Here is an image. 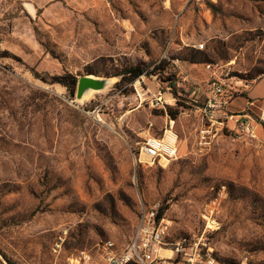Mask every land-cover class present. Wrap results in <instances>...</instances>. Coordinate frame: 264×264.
<instances>
[{
    "label": "rangeland",
    "instance_id": "1",
    "mask_svg": "<svg viewBox=\"0 0 264 264\" xmlns=\"http://www.w3.org/2000/svg\"><path fill=\"white\" fill-rule=\"evenodd\" d=\"M177 60L196 65V84H179L190 73ZM137 65L133 84L114 76ZM261 72L264 0H0V264H60L64 230V255L122 250L141 206L165 208L169 241L204 258L264 264V125L251 141L200 111L215 81L226 111L257 119ZM70 75L109 83L79 98L54 79ZM153 137L176 156L141 164Z\"/></svg>",
    "mask_w": 264,
    "mask_h": 264
},
{
    "label": "built area",
    "instance_id": "2",
    "mask_svg": "<svg viewBox=\"0 0 264 264\" xmlns=\"http://www.w3.org/2000/svg\"><path fill=\"white\" fill-rule=\"evenodd\" d=\"M204 49V44L196 46ZM212 97L208 98L201 109L203 118L210 124V130L224 129L230 121L236 125V131L251 141L258 139V128L264 125V110L255 119L251 113H229L226 111L227 101L221 99L225 88L220 82H212ZM254 106V104H250ZM235 131V130H233ZM211 131H204L208 133ZM171 136L174 134L169 131ZM205 138V136L203 137ZM177 148L172 138H149L139 149V162L149 165H163L176 156ZM142 156L146 159H142ZM204 216L207 229H218L216 220ZM67 230H64L52 244V254L60 264H220L213 256L211 248L204 258L198 243L192 244L184 237L171 242L169 238L170 221L159 216L157 206H141L138 224L130 243L120 250L113 241H103L92 249L79 250L65 256ZM57 263V262H56ZM241 264H248L244 260Z\"/></svg>",
    "mask_w": 264,
    "mask_h": 264
},
{
    "label": "trees",
    "instance_id": "3",
    "mask_svg": "<svg viewBox=\"0 0 264 264\" xmlns=\"http://www.w3.org/2000/svg\"><path fill=\"white\" fill-rule=\"evenodd\" d=\"M202 62V61H200ZM146 75V70L143 65H137V66H131V67H126L124 70L121 72L115 74L114 76L116 77H121V82L127 81L130 84H133L137 79H139L141 76ZM264 77V72L258 73L255 77L252 78V80H255L258 82L260 79ZM55 81L63 84L66 86L71 93L74 95L75 91L77 90L79 79L75 76H61V77H56ZM120 82V83H121ZM165 208H162L159 210V216L162 217L164 215ZM65 251H66V246H65ZM65 256H67L65 254Z\"/></svg>",
    "mask_w": 264,
    "mask_h": 264
},
{
    "label": "crops",
    "instance_id": "4",
    "mask_svg": "<svg viewBox=\"0 0 264 264\" xmlns=\"http://www.w3.org/2000/svg\"><path fill=\"white\" fill-rule=\"evenodd\" d=\"M176 66H177V68L178 69H182V71H181V73L183 72V71H188L189 73H190V76H187V77H184V79H183V81L181 80V83L179 82V84L180 85H183V86H188L189 84L190 85H194V83L196 84V81H197V79H196V73H194V72H196L195 70H194V66H196V65H192V66H190L186 61H182V63L180 64V61L179 60H177V62H176ZM204 73V75H207V72H203ZM183 78V77H182ZM264 79V77L262 78V79H260L258 82H260V81H262ZM258 82H256V83H258ZM189 85V87H191ZM167 90L166 91H169V89L170 88H166ZM249 92H250V90L248 89L247 90V103L246 104H248V102L250 103V104H254L255 105V103H256V101L255 100H253V98H251L250 96H249ZM197 93H199V89H198V87H194V89H193V92H192V95L194 96V95H197ZM168 93L167 92H164V95L166 96ZM207 95H208V98H211L212 96H210V95H212V93H211V90H210V93H206ZM207 98V99H208ZM207 101V100H206ZM206 101H205V103H206ZM201 111V110H200ZM222 128V127H221Z\"/></svg>",
    "mask_w": 264,
    "mask_h": 264
},
{
    "label": "water",
    "instance_id": "5",
    "mask_svg": "<svg viewBox=\"0 0 264 264\" xmlns=\"http://www.w3.org/2000/svg\"><path fill=\"white\" fill-rule=\"evenodd\" d=\"M105 80H99L91 77H84L78 83V96L81 98L83 94L89 90H102L106 87Z\"/></svg>",
    "mask_w": 264,
    "mask_h": 264
},
{
    "label": "bare ground",
    "instance_id": "6",
    "mask_svg": "<svg viewBox=\"0 0 264 264\" xmlns=\"http://www.w3.org/2000/svg\"><path fill=\"white\" fill-rule=\"evenodd\" d=\"M91 78H94L93 76H91ZM108 83L109 82H107V85H108ZM91 92V90H89V91H87V92H85L84 94H83V96L82 97H86L89 93Z\"/></svg>",
    "mask_w": 264,
    "mask_h": 264
}]
</instances>
